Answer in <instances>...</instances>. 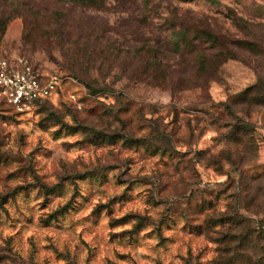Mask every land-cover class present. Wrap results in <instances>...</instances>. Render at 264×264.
<instances>
[{"label": "rangeland", "instance_id": "374dc122", "mask_svg": "<svg viewBox=\"0 0 264 264\" xmlns=\"http://www.w3.org/2000/svg\"><path fill=\"white\" fill-rule=\"evenodd\" d=\"M0 58L82 97L0 95V264H264V0H0Z\"/></svg>", "mask_w": 264, "mask_h": 264}, {"label": "built area", "instance_id": "2783aa9c", "mask_svg": "<svg viewBox=\"0 0 264 264\" xmlns=\"http://www.w3.org/2000/svg\"><path fill=\"white\" fill-rule=\"evenodd\" d=\"M66 80L60 74L38 72L21 61L14 63L0 58V95L17 112H26L35 104L58 97L64 91L67 100L81 109L82 97L77 90L67 86ZM69 82L75 83L73 79Z\"/></svg>", "mask_w": 264, "mask_h": 264}, {"label": "trees", "instance_id": "16d2710c", "mask_svg": "<svg viewBox=\"0 0 264 264\" xmlns=\"http://www.w3.org/2000/svg\"><path fill=\"white\" fill-rule=\"evenodd\" d=\"M142 3H143L144 6H147V5H149L150 0H142ZM232 19H233L234 22H236V24H238V22L241 20L240 18H238V17H236L234 15L232 16ZM202 35L206 36L207 39L213 40L214 42L217 40V38H215L213 35H211L208 32H202ZM239 43L240 42L238 40H236L233 44L239 45ZM241 44H243L244 47L250 48L251 51L255 52L256 54H259L262 51L260 45L257 44V42H248L247 41V42H242ZM219 54H222V53H219ZM44 101H47V100H44ZM41 102H43V101H41Z\"/></svg>", "mask_w": 264, "mask_h": 264}]
</instances>
